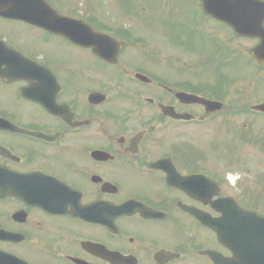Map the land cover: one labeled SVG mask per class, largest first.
<instances>
[{"label":"flooded vegetation","instance_id":"1","mask_svg":"<svg viewBox=\"0 0 264 264\" xmlns=\"http://www.w3.org/2000/svg\"><path fill=\"white\" fill-rule=\"evenodd\" d=\"M262 45L203 0H0V264H264Z\"/></svg>","mask_w":264,"mask_h":264},{"label":"water","instance_id":"2","mask_svg":"<svg viewBox=\"0 0 264 264\" xmlns=\"http://www.w3.org/2000/svg\"><path fill=\"white\" fill-rule=\"evenodd\" d=\"M263 6L255 0H204V10L206 13L213 15L219 20L226 21L236 28L240 34L246 36L263 35L261 30L258 33H254V21L257 18L253 15L257 9L263 10ZM225 12H232L233 15H227ZM235 13L238 14V17H235ZM240 14L241 16H239ZM236 21H242V24H236ZM256 26L261 27V20ZM260 51L264 52V45ZM259 57L264 63V56L259 55ZM250 217L254 218L253 216ZM258 219L262 221L264 218L259 217ZM210 227L214 228L218 234H221L218 226ZM258 228L259 238H264V231H262L264 230V224L259 223Z\"/></svg>","mask_w":264,"mask_h":264},{"label":"rangeland","instance_id":"3","mask_svg":"<svg viewBox=\"0 0 264 264\" xmlns=\"http://www.w3.org/2000/svg\"><path fill=\"white\" fill-rule=\"evenodd\" d=\"M103 8L105 9H109L111 11H115V12H119V10H112V7H113V3L111 5L107 4V6H105V4L102 6ZM154 19V18H153ZM162 33V31H161ZM184 36H187V34H185ZM159 42V41H158ZM161 44H167L166 46H170L171 45L168 43V42H165V40H161V42H159ZM173 46V45H172ZM176 46V45H175ZM180 50H183V51H186L187 50V41L185 43H182V45H178L177 46ZM195 150L197 152H205V151H209V153L213 156L214 158L216 157V159L214 160H217L219 161V158H221L222 156H228L231 153H233L228 146H225V145H216V146H211V147H207L205 145L203 146H200L198 144H195L194 146ZM229 178L228 179V185H235V182H236V179H237V174H234V173H231L229 174Z\"/></svg>","mask_w":264,"mask_h":264}]
</instances>
